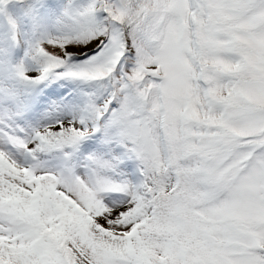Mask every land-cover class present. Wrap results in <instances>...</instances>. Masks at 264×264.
<instances>
[{
    "label": "snow or ice",
    "instance_id": "6c2138e0",
    "mask_svg": "<svg viewBox=\"0 0 264 264\" xmlns=\"http://www.w3.org/2000/svg\"><path fill=\"white\" fill-rule=\"evenodd\" d=\"M0 264H264V0H0Z\"/></svg>",
    "mask_w": 264,
    "mask_h": 264
}]
</instances>
